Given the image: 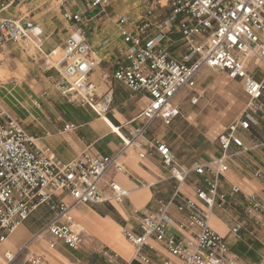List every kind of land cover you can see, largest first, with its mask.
I'll return each instance as SVG.
<instances>
[{
    "label": "built area",
    "instance_id": "obj_1",
    "mask_svg": "<svg viewBox=\"0 0 264 264\" xmlns=\"http://www.w3.org/2000/svg\"><path fill=\"white\" fill-rule=\"evenodd\" d=\"M16 1L0 0L1 8L7 9ZM51 1L59 3L62 21L81 26L76 32L80 39L74 38L75 34L69 36L61 47L62 59L53 66L59 75L56 89L68 103L87 107L102 118L111 111L114 83H119L134 94H144L148 104L139 116L142 125L130 137H121L122 148L114 156H84L63 164L50 148L37 145L0 99V249L41 206H47L52 217L31 241L47 239L51 250L59 243L79 249L86 231L75 223L72 211L82 205L122 203L127 198L128 192L114 182L109 184L110 196L103 195L100 186L112 168L125 172L120 158L130 149L141 159L157 155L178 186L168 202H159L154 211L141 215L139 235L125 231L134 248L133 259L126 264H153V243L170 256L161 264H244L212 223L216 210L225 211L242 195L246 217L256 228L264 229V198L260 193L247 194L235 185L230 191L223 190V180L231 172L234 159L264 147V142L253 139L252 148H248L242 135L259 126V118L264 117V0H143L140 14L115 16L125 51L113 75L103 73L102 78L108 82L103 93L91 80L102 63L100 51L86 39L83 29L100 16L111 20L107 10L112 0H84L85 9L76 11L69 9V0ZM28 16L20 13L19 17L0 20V49L13 44L26 50L32 44L37 53L55 56L57 50L46 54L34 39L32 32L41 24ZM174 34L180 35L178 42ZM177 43L176 49L182 53L179 57L172 50ZM110 46V39L101 45ZM204 68L238 80L247 107L241 118L219 136V156L186 169L178 164L170 146L149 139L148 133L155 121L171 127L181 116L179 99ZM185 98L192 106L200 101L196 95L187 94ZM75 130L77 126L68 124L63 132ZM193 174L201 179L194 199L181 191ZM253 176L264 182V166L255 169ZM58 194L69 196L71 204L60 200ZM244 228L239 222L229 233L238 237ZM15 257L6 254L8 262ZM107 258L110 264L118 261L117 255ZM256 264H264V247Z\"/></svg>",
    "mask_w": 264,
    "mask_h": 264
},
{
    "label": "crops",
    "instance_id": "obj_2",
    "mask_svg": "<svg viewBox=\"0 0 264 264\" xmlns=\"http://www.w3.org/2000/svg\"><path fill=\"white\" fill-rule=\"evenodd\" d=\"M69 4L70 8L74 7L72 0H69ZM24 7L19 0L7 9H2L0 4V20L19 17L20 13H23ZM60 22L62 20L58 13L50 14L48 18L44 19V23H41V28L32 32V36L42 45L46 54L58 50L69 36L74 35L68 31L66 26L63 29L60 28ZM103 35H100L101 39L105 38ZM74 38L80 39V36L75 33ZM173 39L178 42L180 35L174 34ZM178 45L179 43L172 48L176 57L182 54L176 49ZM92 46L97 50L95 43ZM124 51L125 47L122 49L113 48L112 45L109 48L100 49V53L104 54V56L100 54L101 65L117 59L106 71L99 72L100 65L92 74L91 80L100 87V93L105 92L108 85V82L102 78L103 73L107 72L110 77L113 75L118 64L121 63L118 61L117 55L121 56ZM110 69H112L111 74L109 73ZM46 79L52 80L54 84L59 79L58 72L56 74L49 73ZM55 89L56 86L54 85L51 87L45 85L39 94H26L20 105H5L12 115L22 123L27 133L37 140V145L50 148L55 158L63 164L80 160L84 156L97 158L114 156L122 148L121 137H130L131 133L143 123L139 116L148 104L147 97L140 93L134 94L119 83H114V102L105 119L95 117L84 107H82L84 112H81L83 118L81 120L74 119L71 117L72 113L69 112L74 107L66 106L62 98L56 94ZM185 96L183 94V100L179 99L181 111L182 103L186 100ZM183 117L182 112L172 126ZM68 124L77 126V130L63 132L64 127ZM171 127L163 126L159 120L155 121L150 127L148 138L160 140L171 148L164 135L161 136L162 131L164 132ZM255 139L254 141H257ZM235 151L236 149L233 148L232 152ZM208 156L206 160L192 165H183L178 159L177 162L183 168H193L196 164L208 162L210 159L219 156L218 149L211 151ZM120 162L124 165L125 172H118L114 168L109 170L100 186V191L103 195L110 196L109 184L114 182L128 192L127 198L122 203L82 205L72 211L75 223L84 227L86 231L79 249L72 250L59 243L55 249L51 250L48 247L47 239L31 241L32 237L39 233L52 217L49 208L41 206L25 222L20 224L19 230L17 228L1 246L0 264H31V260H36L35 264H110L108 255L118 256V261L112 264L131 262L134 248L126 239L125 231L139 235L138 222L141 215L154 211L159 202H168L175 193L178 184L171 179L169 169L163 167L157 155L141 159L137 151L129 149L120 158ZM226 179L227 175L223 180V190L230 191L231 186L229 188L224 187ZM228 180L230 185L238 186L233 179ZM200 185L201 179L193 174L181 187V191L194 199L195 191ZM58 197L66 204L72 202L71 198L65 194H58ZM137 212L138 214H136ZM172 215L178 218L175 211L172 212ZM239 222L243 223L245 228L240 231L238 237H234L229 231ZM213 223L215 230L230 245L235 257L244 264H256L258 262L264 247V237L261 238L258 233L259 230L264 229L256 228L254 222L246 216L245 218L237 217L232 224V216L221 210L214 212ZM230 224H232L231 228L229 227ZM153 246L156 249L151 253L153 264H161L162 259L170 258L161 246L155 243ZM25 247L27 248L25 249ZM7 253L15 255V259L8 262Z\"/></svg>",
    "mask_w": 264,
    "mask_h": 264
},
{
    "label": "rangeland",
    "instance_id": "obj_3",
    "mask_svg": "<svg viewBox=\"0 0 264 264\" xmlns=\"http://www.w3.org/2000/svg\"><path fill=\"white\" fill-rule=\"evenodd\" d=\"M142 1L112 0L111 6L107 10L111 20H107L105 16H100L89 23L88 27L83 29L86 32V39L91 44L95 43L98 51L102 48L100 45L105 41V38L111 40L113 48H124L122 39L119 37L118 28L115 25V16L140 14ZM19 2H22V5L25 6L23 13L28 14V17L40 24L44 23V19L48 18L50 14L58 13L61 16L58 2H48V0H19ZM72 3H74L73 8H70L69 5L71 11L85 9L84 0H72ZM59 24L60 28L63 29L66 26L68 31L73 34L78 32L79 27H81L74 26L72 23L66 24L64 21ZM101 34H104V39H101ZM98 43L101 44L96 45ZM100 54L102 55V53ZM117 57L118 61L121 62V56L117 55ZM61 59V47L57 50L56 55L52 57L37 53L32 44L27 46L26 50L13 44L0 49V99L4 105L14 104L18 106L16 100L22 103L26 94H39L45 85L55 86L52 80L46 78L49 73H57L53 66ZM116 60L113 59L111 63H103L99 72L109 69L110 65ZM109 73H112V69ZM55 92L62 98L66 106L74 107V109L69 110L72 113L71 117L81 120L83 118L81 112H84L82 107L68 103L67 99L57 89H55ZM98 92L100 93V89ZM187 94L200 97L198 105L191 106L189 98L183 101L182 112L184 117L177 120L170 129L162 131L161 136L164 135L165 140L171 145L176 158L181 164L192 165L206 160L211 151L218 149L219 135L241 118L247 107V98L242 85L238 81L231 79L226 73L207 68L200 71L192 86L186 90L185 95ZM183 98L181 96L182 100ZM85 108L93 113L95 117H98L94 111ZM242 135L248 148H252L254 138L257 141L264 142V117L259 118V126ZM263 166L264 147L236 157L231 167V173L227 174L224 187L229 188L231 186L228 180L231 178V180L236 181L242 192L247 194L257 192L264 198L262 191L264 190V182L255 179L253 176L254 170ZM225 211L232 216V224L237 217L245 218L246 203L243 196L239 195L237 203L235 205L229 204ZM232 224L229 225L230 228ZM258 234L261 238L264 237V230H259ZM243 235L244 233L241 234V238Z\"/></svg>",
    "mask_w": 264,
    "mask_h": 264
},
{
    "label": "bare ground",
    "instance_id": "obj_4",
    "mask_svg": "<svg viewBox=\"0 0 264 264\" xmlns=\"http://www.w3.org/2000/svg\"><path fill=\"white\" fill-rule=\"evenodd\" d=\"M105 118H106V116H103V117H102V119H105ZM213 225H214V223H213ZM214 226H215V225H214ZM214 226H213V227H214ZM18 230H19V228H18ZM11 240H12V239H11Z\"/></svg>",
    "mask_w": 264,
    "mask_h": 264
}]
</instances>
